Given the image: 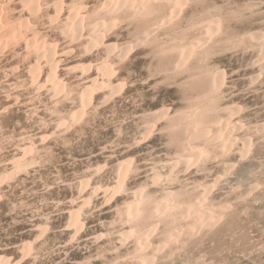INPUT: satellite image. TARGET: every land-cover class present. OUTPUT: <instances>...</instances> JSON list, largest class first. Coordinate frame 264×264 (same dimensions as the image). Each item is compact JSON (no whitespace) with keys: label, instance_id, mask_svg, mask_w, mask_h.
I'll list each match as a JSON object with an SVG mask.
<instances>
[{"label":"rangeland","instance_id":"374dc122","mask_svg":"<svg viewBox=\"0 0 264 264\" xmlns=\"http://www.w3.org/2000/svg\"><path fill=\"white\" fill-rule=\"evenodd\" d=\"M0 264H264V0H0Z\"/></svg>","mask_w":264,"mask_h":264},{"label":"bare ground","instance_id":"6f19581e","mask_svg":"<svg viewBox=\"0 0 264 264\" xmlns=\"http://www.w3.org/2000/svg\"><path fill=\"white\" fill-rule=\"evenodd\" d=\"M125 173H126V172H125ZM170 174H171V173H170ZM121 186H122V184H121ZM118 188H120V185H119ZM168 207H170V206H168ZM168 207H167V208H168ZM137 208H138V207H137ZM171 208H172V207H171ZM134 209H135V208H134ZM138 210H139V209H137V211H138ZM167 210H168V209H167ZM170 211H172V210H170ZM134 212H136V210H134ZM136 213H137V212H136ZM140 213H141V211H140ZM158 213H159V212H158ZM77 214H78V213H76V214L74 213V215H75V220H74V221H75V223L77 222L78 224H80V223H79V219L77 218V216H78ZM161 215H162V214H161ZM77 223H76V225H77Z\"/></svg>","mask_w":264,"mask_h":264}]
</instances>
